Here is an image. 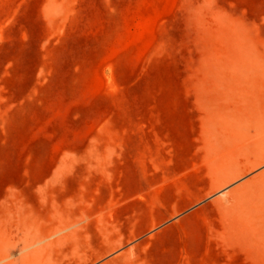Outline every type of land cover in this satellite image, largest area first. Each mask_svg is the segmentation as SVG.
Instances as JSON below:
<instances>
[{
  "label": "rangeland",
  "instance_id": "rangeland-1",
  "mask_svg": "<svg viewBox=\"0 0 264 264\" xmlns=\"http://www.w3.org/2000/svg\"><path fill=\"white\" fill-rule=\"evenodd\" d=\"M254 123L264 0H0V254L24 239L54 264H264L215 202L264 166Z\"/></svg>",
  "mask_w": 264,
  "mask_h": 264
},
{
  "label": "bare ground",
  "instance_id": "bare-ground-1",
  "mask_svg": "<svg viewBox=\"0 0 264 264\" xmlns=\"http://www.w3.org/2000/svg\"><path fill=\"white\" fill-rule=\"evenodd\" d=\"M214 97H202L211 117L219 114L216 111L219 99ZM228 98L231 101V97ZM238 111L242 115L250 117L246 106L238 107ZM260 117L261 114L254 113L255 120ZM246 123L248 122H243V128L247 126ZM239 134L241 135V141L245 142L243 133L237 128L229 126L228 135L222 136L226 142L227 151L231 152L233 150V144L230 141L233 138L239 139ZM244 134L248 136V140L253 141V159L250 162L252 168L263 166L264 125L254 123V133L250 134V129H245ZM218 144L217 142V146H219ZM241 175L236 167H231L229 174L225 173L220 177V182L223 181L220 187L230 181L225 180V178L232 176V179H236ZM215 202L220 206L224 219L241 229L264 253V166L248 180L238 184L227 193H222L216 197ZM18 243H21V245L18 248L17 258L14 260L11 258L12 248L8 247L1 251L0 264H54L50 261L52 252L47 250L45 246L35 247L28 244L24 239H18Z\"/></svg>",
  "mask_w": 264,
  "mask_h": 264
}]
</instances>
